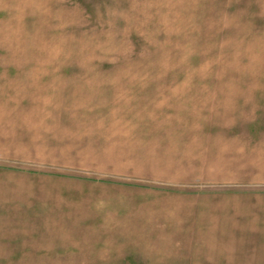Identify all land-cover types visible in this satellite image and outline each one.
Masks as SVG:
<instances>
[{"label":"rangeland","instance_id":"374dc122","mask_svg":"<svg viewBox=\"0 0 264 264\" xmlns=\"http://www.w3.org/2000/svg\"><path fill=\"white\" fill-rule=\"evenodd\" d=\"M0 264H264V0H0Z\"/></svg>","mask_w":264,"mask_h":264}]
</instances>
